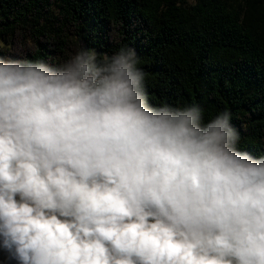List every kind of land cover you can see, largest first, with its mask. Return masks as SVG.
<instances>
[{"label": "clouds", "instance_id": "9594fccd", "mask_svg": "<svg viewBox=\"0 0 264 264\" xmlns=\"http://www.w3.org/2000/svg\"><path fill=\"white\" fill-rule=\"evenodd\" d=\"M97 56H0V264H264L230 113L152 107L134 50Z\"/></svg>", "mask_w": 264, "mask_h": 264}, {"label": "trees", "instance_id": "16d2710c", "mask_svg": "<svg viewBox=\"0 0 264 264\" xmlns=\"http://www.w3.org/2000/svg\"><path fill=\"white\" fill-rule=\"evenodd\" d=\"M0 42L56 67L132 49L150 106L227 111L237 149L264 156V0H0Z\"/></svg>", "mask_w": 264, "mask_h": 264}]
</instances>
